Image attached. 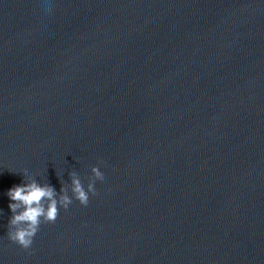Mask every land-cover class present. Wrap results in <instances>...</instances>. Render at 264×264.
<instances>
[{"label": "water", "instance_id": "95a60500", "mask_svg": "<svg viewBox=\"0 0 264 264\" xmlns=\"http://www.w3.org/2000/svg\"><path fill=\"white\" fill-rule=\"evenodd\" d=\"M105 180L31 249L27 168ZM0 264H264V0H0Z\"/></svg>", "mask_w": 264, "mask_h": 264}, {"label": "clouds", "instance_id": "9594fccd", "mask_svg": "<svg viewBox=\"0 0 264 264\" xmlns=\"http://www.w3.org/2000/svg\"><path fill=\"white\" fill-rule=\"evenodd\" d=\"M53 2L54 0H41L46 12L51 13ZM13 173L22 174L23 179L6 193L12 213L8 221L7 236L24 250L32 248L42 225L57 221L61 209L68 211L74 201L87 207L91 196L98 195L97 182H103L106 178L100 165L93 166L92 175L85 186L80 174L71 171L70 183L61 182L62 186L57 191L54 185L37 179L27 168Z\"/></svg>", "mask_w": 264, "mask_h": 264}]
</instances>
